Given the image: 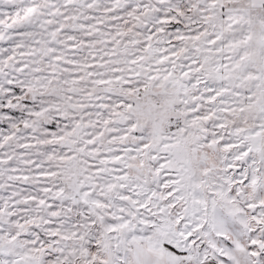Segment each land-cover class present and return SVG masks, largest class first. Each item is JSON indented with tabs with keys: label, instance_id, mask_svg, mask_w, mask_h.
<instances>
[{
	"label": "snow or ice",
	"instance_id": "obj_1",
	"mask_svg": "<svg viewBox=\"0 0 264 264\" xmlns=\"http://www.w3.org/2000/svg\"><path fill=\"white\" fill-rule=\"evenodd\" d=\"M0 264H264V0H0Z\"/></svg>",
	"mask_w": 264,
	"mask_h": 264
}]
</instances>
